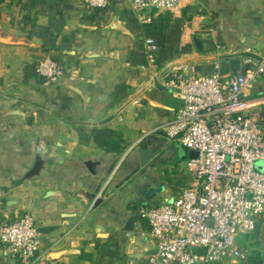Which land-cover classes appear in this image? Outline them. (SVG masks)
Returning a JSON list of instances; mask_svg holds the SVG:
<instances>
[{"label":"crops","instance_id":"1","mask_svg":"<svg viewBox=\"0 0 264 264\" xmlns=\"http://www.w3.org/2000/svg\"><path fill=\"white\" fill-rule=\"evenodd\" d=\"M241 52L264 57V0H185L150 24L133 0H0V231L30 213L47 230L36 264H143L156 243L140 210L189 180L190 151L165 133L183 105L165 75L237 73L225 57ZM45 56L65 68L61 83L36 74ZM250 94L264 95V74ZM259 221L251 264H264ZM0 264L24 263L0 240Z\"/></svg>","mask_w":264,"mask_h":264},{"label":"built area","instance_id":"2","mask_svg":"<svg viewBox=\"0 0 264 264\" xmlns=\"http://www.w3.org/2000/svg\"><path fill=\"white\" fill-rule=\"evenodd\" d=\"M75 1L88 9L108 5V0ZM184 1L133 0V8L142 24H150L155 13L177 10ZM145 44L156 66L160 46L152 36ZM246 64L238 73L226 74L217 64L212 74L165 75V86L183 100L166 136L198 156L187 160L189 180L176 198L140 210L156 243L143 264H251V248L239 238L255 234L264 215V95L250 94L264 74V60ZM35 72L54 84L67 74L49 56L38 61ZM0 240L24 264L42 261V233L30 213L5 223Z\"/></svg>","mask_w":264,"mask_h":264},{"label":"water","instance_id":"3","mask_svg":"<svg viewBox=\"0 0 264 264\" xmlns=\"http://www.w3.org/2000/svg\"><path fill=\"white\" fill-rule=\"evenodd\" d=\"M196 44H199V41L197 39H195ZM199 46V45H198ZM225 58L229 59V65H230V69L233 72H241L242 71V60L243 58H249V59H255L259 62H262L264 60V57L255 53V52H241L238 54H234V55H228ZM154 155V152L152 151H143L142 152V164L144 165L147 160ZM198 156V153L196 151H190L188 154L189 159H193L196 158ZM261 221L258 222L257 224V228H256V234L259 233L260 229H261ZM46 229H40V232H46Z\"/></svg>","mask_w":264,"mask_h":264},{"label":"rangeland","instance_id":"4","mask_svg":"<svg viewBox=\"0 0 264 264\" xmlns=\"http://www.w3.org/2000/svg\"><path fill=\"white\" fill-rule=\"evenodd\" d=\"M45 57H47V56H45ZM44 57V58H45ZM43 58V59H44ZM42 60V59H41ZM40 61V60H39ZM64 79H62L61 81H60V83L63 81ZM59 84V83H58ZM184 152H186L185 150H184ZM254 233H252V234H249V235H245V236H243L242 238H239V242H240V244L242 245V246H249L250 248H251V251H252V247L254 246ZM218 264V263H217Z\"/></svg>","mask_w":264,"mask_h":264}]
</instances>
